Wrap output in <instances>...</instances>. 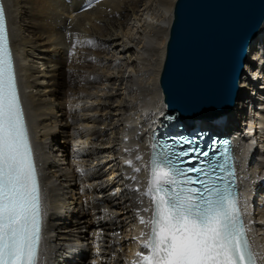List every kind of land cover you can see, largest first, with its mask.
I'll return each instance as SVG.
<instances>
[{
	"label": "bare ground",
	"instance_id": "6f19581e",
	"mask_svg": "<svg viewBox=\"0 0 264 264\" xmlns=\"http://www.w3.org/2000/svg\"><path fill=\"white\" fill-rule=\"evenodd\" d=\"M84 1L4 0L44 196L39 264H132L147 226L140 222L149 213L145 137L164 112L158 74L174 0H94L77 12ZM34 53L45 68L41 75ZM255 60L262 63L254 67ZM64 69L74 82L66 92ZM246 73L264 99V20L248 44L226 133L245 127L235 121L250 90ZM251 107L255 113L264 102ZM258 138L243 162L256 191L253 240L264 248V183L257 182L264 179V132Z\"/></svg>",
	"mask_w": 264,
	"mask_h": 264
},
{
	"label": "snow or ice",
	"instance_id": "6c2138e0",
	"mask_svg": "<svg viewBox=\"0 0 264 264\" xmlns=\"http://www.w3.org/2000/svg\"><path fill=\"white\" fill-rule=\"evenodd\" d=\"M196 151L175 152L171 145L154 151L145 193L151 208L143 210L151 216L140 217L150 233L135 264H257L237 195L228 183L233 172L225 175L228 161L213 164L200 159L209 156L206 151L190 154ZM44 216L0 4V264H39Z\"/></svg>",
	"mask_w": 264,
	"mask_h": 264
},
{
	"label": "water",
	"instance_id": "95a60500",
	"mask_svg": "<svg viewBox=\"0 0 264 264\" xmlns=\"http://www.w3.org/2000/svg\"><path fill=\"white\" fill-rule=\"evenodd\" d=\"M264 20V0H174L158 87L182 122L232 107L248 44Z\"/></svg>",
	"mask_w": 264,
	"mask_h": 264
},
{
	"label": "rangeland",
	"instance_id": "374dc122",
	"mask_svg": "<svg viewBox=\"0 0 264 264\" xmlns=\"http://www.w3.org/2000/svg\"><path fill=\"white\" fill-rule=\"evenodd\" d=\"M36 57V58H35ZM41 60L40 59H38L37 58V55L34 53V55H32V58H31V62H32V65H33V67L35 66L36 67V69L38 70L37 72H36V74H38V75H41L42 74V72L45 70V68H44V65L42 64V61L40 62ZM36 62V63H35ZM116 62H118V61H116ZM73 76H72V73H71V70L70 69H64V74H63V78L61 79V83H62V86H61V89L63 90V91H67L69 88H71L72 87V85H73ZM43 83H44V81H43ZM66 85V86H65ZM67 87V88H66ZM63 111H64V113H65V116H67L68 114H70L71 112L67 109V108H65V109H63ZM236 122V121H235ZM239 126H240V124H239ZM61 130V129H60ZM57 136H58V134H56ZM71 145H72V143H67V148H66V150H67V153H71V150H70V148H71ZM77 144L75 145V148H77ZM258 149V148H257ZM78 181H79V179H78ZM82 197H83V195H82Z\"/></svg>",
	"mask_w": 264,
	"mask_h": 264
}]
</instances>
